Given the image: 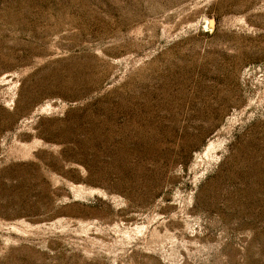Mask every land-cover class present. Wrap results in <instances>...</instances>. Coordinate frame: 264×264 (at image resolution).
Returning <instances> with one entry per match:
<instances>
[{
	"label": "rangeland",
	"instance_id": "374dc122",
	"mask_svg": "<svg viewBox=\"0 0 264 264\" xmlns=\"http://www.w3.org/2000/svg\"><path fill=\"white\" fill-rule=\"evenodd\" d=\"M0 264H264V0H0Z\"/></svg>",
	"mask_w": 264,
	"mask_h": 264
}]
</instances>
